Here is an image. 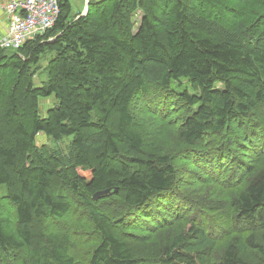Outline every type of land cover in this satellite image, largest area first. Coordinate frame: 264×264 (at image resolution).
Instances as JSON below:
<instances>
[{"label": "trees", "instance_id": "trees-1", "mask_svg": "<svg viewBox=\"0 0 264 264\" xmlns=\"http://www.w3.org/2000/svg\"><path fill=\"white\" fill-rule=\"evenodd\" d=\"M58 3L42 36L0 47V264H264V0ZM150 86L178 94L165 117L204 147L194 194L135 128ZM141 220L162 237L133 233Z\"/></svg>", "mask_w": 264, "mask_h": 264}, {"label": "rangeland", "instance_id": "rangeland-1", "mask_svg": "<svg viewBox=\"0 0 264 264\" xmlns=\"http://www.w3.org/2000/svg\"><path fill=\"white\" fill-rule=\"evenodd\" d=\"M71 4L72 12L77 13L81 12L82 14H85L88 10V0H69ZM211 0H198L200 7L205 8V5L208 4V2ZM224 2L225 5H229L228 8L240 11L241 6H235V0H220ZM224 5V6H225ZM207 7V6H206ZM215 10V9H214ZM215 12V11H213ZM5 14V12L3 11ZM6 16V14H5ZM142 14L140 11H138L134 16V32L137 31V27L139 25V21ZM215 16H218L215 14ZM220 19L227 18L223 14H219ZM46 59H44L42 62H40V65H45ZM39 71V70H38ZM46 79V73L43 72L41 74H37L33 78L34 85H40L42 80ZM163 90V89H162ZM160 91L157 88H154L152 86L149 87V93L147 97L144 95H139L132 103V113L134 117V125L137 130H139L145 139V149L146 150H163L164 146L168 149H171L173 152V163L176 166L177 170V189L178 191L183 195V193L188 194H194L197 192L201 187L205 185L207 187L208 185H211V182L202 181V179L199 177L200 174L203 172L200 170L198 159L203 155L204 147L200 142L197 144H200L202 148H199L200 146H184L182 142L179 140V138L174 135V128L171 127L172 125V117L166 118L165 115L168 113H173V115H180L179 113L182 110H178L177 107L183 108V102L178 101L177 95H174L173 92L170 93V90L168 92ZM166 90V89H165ZM175 90V89H174ZM166 93L169 94V96L166 95ZM173 93V94H172ZM39 104L41 105V113H45L47 105L51 104V100L40 97L39 98ZM180 108V109H181ZM171 127V128H170ZM46 142L49 146L54 148H63L66 150L67 144L69 143L68 138H63L60 141L54 142L52 140L47 139L43 136V134H39L37 137V143ZM196 144V145H197ZM199 150V151H198ZM225 195L224 193H222ZM224 199H222L223 201ZM221 201V204L223 203ZM206 203H213L210 196H206ZM214 216H224L222 212H212ZM149 219V218H148ZM146 221L148 220H141V223H136L131 230L133 233H140L141 236H144L145 238L152 236V237H162V232H159L156 235V232L153 231L154 228H151L146 224ZM246 231L243 230L241 233V237L243 238L246 235ZM232 235H235V233H230ZM239 235V233H238ZM155 237V238H156ZM231 237V236H230ZM144 238V239H145ZM79 252H82V248L79 249ZM247 253L249 255H256L257 253L253 250H248ZM246 253V254H247ZM255 256V257H256Z\"/></svg>", "mask_w": 264, "mask_h": 264}, {"label": "built area", "instance_id": "built-area-1", "mask_svg": "<svg viewBox=\"0 0 264 264\" xmlns=\"http://www.w3.org/2000/svg\"><path fill=\"white\" fill-rule=\"evenodd\" d=\"M0 10L7 17L0 47L18 49L54 25L60 6L58 0H6L0 2Z\"/></svg>", "mask_w": 264, "mask_h": 264}, {"label": "crops", "instance_id": "crops-1", "mask_svg": "<svg viewBox=\"0 0 264 264\" xmlns=\"http://www.w3.org/2000/svg\"><path fill=\"white\" fill-rule=\"evenodd\" d=\"M3 1H6V0H0V2H3ZM6 25H7V17L3 13V11L0 10V39L2 38V36L4 35L6 31Z\"/></svg>", "mask_w": 264, "mask_h": 264}, {"label": "water", "instance_id": "water-1", "mask_svg": "<svg viewBox=\"0 0 264 264\" xmlns=\"http://www.w3.org/2000/svg\"><path fill=\"white\" fill-rule=\"evenodd\" d=\"M109 191H110L109 189L97 191L95 194H93V199L97 200L98 198H100L102 195L108 193Z\"/></svg>", "mask_w": 264, "mask_h": 264}]
</instances>
